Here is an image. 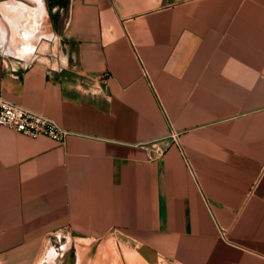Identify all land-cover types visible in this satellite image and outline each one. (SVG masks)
<instances>
[{"label":"crops","instance_id":"obj_1","mask_svg":"<svg viewBox=\"0 0 264 264\" xmlns=\"http://www.w3.org/2000/svg\"><path fill=\"white\" fill-rule=\"evenodd\" d=\"M35 7L0 4L25 62L53 38ZM60 39L51 71L0 54V98L67 133L0 127V264L63 231L76 264H112L113 232L145 264H264V0H68Z\"/></svg>","mask_w":264,"mask_h":264},{"label":"rangeland","instance_id":"obj_2","mask_svg":"<svg viewBox=\"0 0 264 264\" xmlns=\"http://www.w3.org/2000/svg\"><path fill=\"white\" fill-rule=\"evenodd\" d=\"M9 1H16L26 4L29 7L36 5L42 7L44 19L47 18L49 29L52 33V39H41L35 46L36 57L29 62H25L14 58L4 52L2 40L6 34H1L0 31V54L3 60L11 67L16 69L27 68L31 66L40 65L45 67L47 71L55 69L56 64H59V57L62 52H65V43L60 39V32L66 23L68 0H0V4ZM31 9V10H35ZM1 18V16H0ZM43 48H41V46ZM41 48V50H39ZM41 252L40 264L45 259H51L53 264H58L59 258L57 255H62L64 252V259L62 264H76L74 256V247L71 237L65 232H59L57 235L47 238ZM100 243V242H99ZM102 245L101 255L105 258L104 261L110 260L112 264H145L138 257V249L134 243L127 240L119 233H111L105 237L100 244ZM97 246L91 248L85 255L84 262H88L96 255ZM84 263V264H86ZM155 264H172L170 262L158 261Z\"/></svg>","mask_w":264,"mask_h":264},{"label":"built area","instance_id":"obj_3","mask_svg":"<svg viewBox=\"0 0 264 264\" xmlns=\"http://www.w3.org/2000/svg\"><path fill=\"white\" fill-rule=\"evenodd\" d=\"M0 127H4L31 139L45 136L56 142H62L67 134L66 131L47 117L10 104L1 98ZM167 138L173 144H177L176 133L170 132Z\"/></svg>","mask_w":264,"mask_h":264},{"label":"bare ground","instance_id":"obj_4","mask_svg":"<svg viewBox=\"0 0 264 264\" xmlns=\"http://www.w3.org/2000/svg\"><path fill=\"white\" fill-rule=\"evenodd\" d=\"M18 7H16V6H13V7H10V8H7V7H5V8H3V13H4V15H5V17H7V15L8 14H10L11 15V17L14 15V17L16 16V14L15 13H17V11L19 10L20 11V9H18ZM29 11V13L33 16V17H35L37 20H39V21H42L43 19H44V13L43 12H41V11H43V9H42V7L41 6H39L38 8H36L35 10H31V9H29L28 10ZM19 14H22V13H19ZM29 14V15H30ZM19 16V15H18ZM21 16V15H20ZM30 16H27V18H29ZM18 18V17H17ZM16 18V19H17ZM19 19H21V17L19 18ZM19 19H17V20H19ZM24 19H25V17H24ZM30 19V18H29ZM36 19H35V21H36ZM14 20V19H13ZM16 21V20H15ZM37 23V22H36ZM35 23V24H36ZM31 24V23H30ZM25 25H26V23H25ZM37 25V24H36ZM39 25V24H38ZM21 26H23V25H21ZM28 26V25H27ZM11 27V26H10ZM25 28V27H24ZM36 28V27H35ZM11 29H12V27H11ZM20 29H22V28H20ZM30 30V29H29ZM32 30H33V28H32ZM15 31H17V30H15ZM24 33V32H23ZM18 39V38H17ZM19 39H21V38H19ZM17 44V43H16ZM17 46V45H16ZM22 47V46H21ZM31 48V47H30ZM32 49V48H31ZM24 50V49H23ZM28 50V49H27ZM25 58V57H24ZM40 264H53L52 263V261H51V259H45V260H43Z\"/></svg>","mask_w":264,"mask_h":264}]
</instances>
